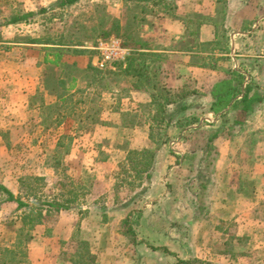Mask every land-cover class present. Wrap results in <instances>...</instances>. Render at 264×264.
I'll list each match as a JSON object with an SVG mask.
<instances>
[{"label": "crops", "instance_id": "1", "mask_svg": "<svg viewBox=\"0 0 264 264\" xmlns=\"http://www.w3.org/2000/svg\"><path fill=\"white\" fill-rule=\"evenodd\" d=\"M112 1L124 3L120 0ZM160 1L163 8L158 9L159 11H150L141 26L143 30L140 38L148 45L144 52L161 56L163 76L176 89L189 85L198 93L197 96L188 99L189 107L183 113L189 120L197 119L198 123L183 129L177 127L168 129V136L170 131L178 133L176 137L178 143L174 150L176 157H169L167 150L171 151V148L168 145L163 146L156 156L149 184L141 194L135 196L147 197L146 199L150 201L142 208L141 213H138L141 216L137 225L148 230V234L151 233L150 239H145L141 244L136 241V244L132 245L126 237L119 235L117 231L119 222L110 213H120L128 205L122 207L106 204L105 207H97L93 203L87 207L79 206L76 210L75 207L61 211L49 209L46 210L48 214L54 213L57 220L50 224L48 219H44L42 224L36 226L35 233L38 234L36 236L40 238L41 243L27 249L25 263L71 264L61 258V253L65 251L63 246L74 244L72 235L80 229L96 246L97 264H177V260L185 262L192 260L196 261V264H264V239L258 237L257 230L259 227L264 228V217H258L259 214H264V137L259 140L261 132L257 130L258 128L247 126V118L261 116L264 121V99L258 108L255 107V112L246 117L241 129L238 127L232 129L231 133L234 135H229L228 129L221 126L219 115H214L210 111L214 101L212 88L222 80H230L228 70L246 72L243 86L249 83V80L256 87L263 86L258 92L264 96V27H261L264 23L262 14L264 0H223L222 4L217 3V0ZM25 4L38 6V0H0V9L5 8L3 15L0 12V153L8 150L3 134L9 130L11 118H14L16 113L33 112L43 108L44 104L45 106L50 103L61 104L63 108L60 110L63 111H60L57 119L49 122L47 126L48 132H59L69 123L67 120L75 114V108L87 104L84 98L83 100L75 98L79 93V84L83 80L77 76L70 79L72 88L69 91L60 95L44 92L46 81L43 72L50 68L59 69L61 72L62 66H65L66 54L57 62L56 67L52 63L53 55L48 51L49 48H55L54 46L37 41L38 36L36 39L29 38L31 40H26L27 37L24 40L17 38L13 40L17 36L18 27H26L29 24L27 20L7 25L12 18L21 17L24 11L21 14L14 12L8 17L6 8L14 11L16 7L22 9ZM257 4L260 6L253 8ZM220 5L224 7V11L221 12L223 15L221 23L217 24L213 12ZM29 11H34V7ZM219 42L221 46L218 45L217 48L216 43ZM211 57L219 59L218 62L210 60ZM86 68L97 71L89 64ZM118 72L122 76L121 71ZM122 77L125 90L105 93L107 102L102 103L101 107L104 108L100 107L101 111L98 112L93 126L96 130L117 133L119 139L130 138L131 141L132 137L146 131V125L136 127L135 123L129 120L137 113L139 115L142 113L137 110L141 109V105L150 102V95L146 91L135 90L131 80ZM59 80L58 83H66ZM86 86L91 87V84L88 86L86 83ZM40 90L44 95L39 93ZM80 93L87 94L85 91ZM120 93L125 96L119 97ZM241 95L238 94L237 99ZM251 95L250 93L249 96ZM122 100L128 101L135 108L124 107L125 104L120 102ZM35 101L40 103L39 106L35 105ZM67 110L69 113H66ZM236 113L238 117L242 116L239 110ZM39 125L43 126L42 123ZM70 129L69 133L72 132ZM217 131L223 134L213 142L218 151L213 167L219 171L218 178L216 181L212 178L209 188L204 193L203 203L206 208L201 214L195 208L196 192H187L182 186L177 189L173 198L171 186L178 188L179 182L182 184L189 181L192 179L191 176L192 184L194 182L198 184L194 174L187 176L177 173L179 168L183 169L188 154L194 155V158L188 161L192 162V168L197 166L201 169L205 139L210 133ZM197 132L203 135L198 137V141L187 139L189 133L195 135ZM145 140L147 145L141 149L148 147L146 137ZM129 143H126V146H115L114 157L103 159L104 161L95 159L94 162L109 164L114 163V159L117 158L116 166H119L123 163L127 150H140L132 149ZM8 159L0 158V185L17 198L20 197L19 188L17 189L20 176L16 177L15 185L13 181L10 182L13 189L6 183V177L1 174L2 165L7 164L10 161ZM174 171L176 172L173 174ZM109 178L103 177L105 181ZM240 182H243L244 186ZM114 185L108 188L111 193L115 191ZM154 187H158L159 190H153ZM212 205L214 208H211ZM16 209V203L8 202L6 194L0 191V247L15 243L16 238L12 235L9 242H6L5 237L9 236L7 225L11 222H8L7 218L12 212H15V216H12L15 224L20 223L23 211ZM93 212L103 214L98 219L90 215ZM162 222L165 227L161 225ZM187 228L195 229L197 233L196 237L186 239L185 242L178 241L170 232L175 230V233L180 235L179 231ZM150 247L165 248L173 255L154 251ZM69 258L70 255L67 260Z\"/></svg>", "mask_w": 264, "mask_h": 264}, {"label": "rangeland", "instance_id": "2", "mask_svg": "<svg viewBox=\"0 0 264 264\" xmlns=\"http://www.w3.org/2000/svg\"><path fill=\"white\" fill-rule=\"evenodd\" d=\"M58 1L59 0H38V6L35 4L34 6H27L25 4L22 9L16 7L14 11L10 10L11 12L9 11L10 8H6L8 10V17L12 16L14 12L21 14V12L24 11V14H34L32 18L28 19L29 26L18 27V33H16L17 36L13 40L16 38L17 40H24L26 37L28 38L26 40H31L29 38L36 39L38 36L39 38L36 40L42 41L48 39L56 44L62 43L67 45L64 47V51L69 53L64 58L65 66H62L61 68L63 74L61 75L59 69L53 68L46 69L45 72H43V78L46 81L44 92L48 91L51 94L56 93L60 95L63 93L64 89H62L61 85L58 83V77L61 76L60 80L66 82L64 85L67 86L70 83V79L73 76H77V78L83 79L81 84H79V93L85 91L87 94L83 93L84 95H81L82 93H77L75 98L76 100H83L84 98L87 101V104H85V106L78 105L75 108V114L67 120L69 123L63 126V130H59L58 133L70 135L73 140L71 144H69L68 140L62 139V147L58 150H55L56 141L53 136L50 137L51 133L47 131V126L49 122L57 119V116L60 115V111H63L60 110L63 108V105L50 103L45 106L44 104V106H42L43 108L34 110L33 112L28 111L23 114L16 113L14 118H11L9 130L5 133L7 142L12 149L0 153V158L10 159L7 164L2 165L1 169L3 170L1 171V174L6 177V183L11 187H13V185L10 182L13 181L15 185L17 183L15 182L16 177L20 176L22 182L17 186V189L19 188L20 192V195L18 196H20L23 202L28 204H32L33 202H58L59 204H63L70 208L75 207V210L78 209L79 206L87 207L93 203L96 204L97 207H105L106 204L109 206L122 207L128 205L123 208L120 213H110V215H113L116 221L119 222L117 231L119 235L122 236V231L125 230L122 227V223L125 221V218L130 216L129 218H131L130 220L132 222L136 221L138 213H141L142 208H145L150 201L146 199L147 197H133L135 192L139 191L138 187L129 190L127 186L119 183V180L125 178L128 181L134 180L133 177H125V175L121 174L118 166H116V160H118L116 157L114 163L109 164H97L94 160L96 159L98 161L114 157L113 149L115 146H126L125 144L130 142L129 144L132 149H141V147H145L147 143L144 135L141 133L136 135V137H132L131 141H129L130 138L119 139L115 134L106 133L103 129L96 130V127L93 126L97 120L98 112L101 111L100 107L102 103L107 102V94L105 93L107 91H124L125 83L123 77L120 76L118 72V66L107 67L105 70H88L86 68L87 64L93 67V52L90 51L89 48L94 47L97 40L103 39L101 38L102 32H105L109 25L115 20L120 22L123 31H125L126 28H130L131 36L135 39H141L140 36L143 30L141 26L145 22V16L149 15L150 11H159L158 9H162L163 5L158 4L154 6L144 3L124 4L112 0H82L73 6L61 8L58 6ZM256 6L259 7L260 4L254 5L253 8H257ZM33 7L34 11H29ZM223 8L224 7L220 5L213 12L217 24L221 23L220 19L223 17L221 13L224 11ZM25 10L27 12H25ZM4 11L5 8L2 7L0 9L2 15ZM209 14H211V12H209ZM262 14H264V12ZM211 16H213V14H211ZM261 27H264V23ZM8 36H10V34ZM75 45H80L78 49L84 50V53H70L72 51L71 47ZM89 52H92V54H89ZM85 77L87 79H85ZM86 83L88 86L91 84V87H85ZM39 93L44 95L41 90ZM120 96H125V94L120 93L119 97ZM120 102L121 104H125L124 107L128 106V108H135V106L128 101L122 100ZM34 103L36 106H39L40 104L38 101H35ZM137 111L139 112L141 109H138ZM66 113H69L68 110ZM247 121L248 127L254 129L258 128L257 130H259L261 134H264V121L261 119V116L253 117L251 119L247 118ZM41 123L46 129L39 125ZM69 129L72 132L69 133ZM64 131L65 133H63ZM126 133L127 132H125L124 135H126ZM177 134L178 133H175V131H170V137L168 136L167 138L166 146L168 145L171 148V151L169 149L167 150L169 157H176L174 150H176L178 143L176 140V137H178ZM202 136L203 135L199 132L195 135L189 133L187 139L189 138V141H198V137ZM68 147V154H66L65 150ZM182 168L183 169L179 168L177 174L187 176L194 174L196 178L197 175L201 176L204 174L206 167L205 163H203L201 169H199V167L197 168V166L193 169L192 162H187ZM199 170H202L203 172H200ZM210 170L211 171L208 169L206 176L208 175L209 177L211 175V178L216 181L219 171L214 168H210ZM175 172L176 171H174L173 174ZM117 174V184L120 187L116 192L112 191L111 193L108 188H112L113 184H115L116 179L114 176ZM104 176L110 177L109 180L105 181L103 179ZM130 176H133V174L130 173ZM229 176L231 177L230 174ZM141 177L143 178L144 174H141ZM191 178L193 179V176H191L190 179ZM192 179L182 184L179 182L178 188L177 186H171V196L174 198L177 189L179 190L182 186L185 191L190 193L194 192L197 188L195 187L197 186V183L195 184L194 182L192 184ZM138 184V181L134 182L135 186ZM174 184L175 181H173L172 185ZM154 189L159 190L158 187H154L153 190ZM170 200L173 199L170 198ZM173 201H175V199ZM211 208H214V206L212 205ZM102 214V212H98L97 214L93 212L90 215L93 218L100 219ZM12 216H15V212H12L7 218V221L11 222L8 225H11L10 227L7 226L9 236L5 237V239H7L6 242L11 240V235L16 238L14 231L20 226L19 222L15 224V220ZM47 217L45 219H48L49 222H51L50 224H52V221L57 220V215L54 213L49 214ZM258 217H264V214L261 213ZM161 225L165 227L163 222ZM131 227L135 237L134 239L126 237L129 240V244L136 241L141 244L145 239H150L151 233L148 234V230L145 228L135 225H132ZM167 230L168 229H165V231ZM257 230L259 232L258 237L264 239V228L259 227ZM170 232L174 237L176 236L178 241L181 240L183 242H185L186 239L189 240L192 237H196L197 233L195 229L192 230L191 228L180 230V235L175 233V230H171ZM30 235L33 239H29L28 236H23L21 238V240L23 239L22 242H25L24 244H29H26L28 245V248L35 247L41 243L40 238H37L36 236L38 234L29 233V236ZM86 238L90 242L91 239L87 234ZM6 244H4V246ZM90 246L92 252L95 254L96 246H94L92 240ZM63 248L65 251L61 253V258L67 261V257L68 255L71 256L75 249V245L68 244L63 246ZM18 260L19 257H17L12 263L7 260L5 264H16ZM188 262L189 264H196L192 262V260H189ZM20 264L27 263H25L24 260Z\"/></svg>", "mask_w": 264, "mask_h": 264}, {"label": "trees", "instance_id": "3", "mask_svg": "<svg viewBox=\"0 0 264 264\" xmlns=\"http://www.w3.org/2000/svg\"><path fill=\"white\" fill-rule=\"evenodd\" d=\"M80 1L82 0H59L58 6L61 8L73 6ZM120 1L124 3H144L154 6L160 4L161 2L160 0ZM217 3L222 4L224 2L223 0H217ZM164 8L166 9V6H164ZM33 16L34 14L28 13L18 18H12L7 25H13L23 21L27 22V20ZM215 27L217 28V25H215ZM130 32V28H126L125 31H123L120 22L115 20L109 25L105 32H102L101 38H103V40H108L110 37L118 38L121 40L124 47L131 50V54L124 63L125 66L123 67L122 64H120L118 65V68L121 71L122 76L131 80L132 87L135 90H143L148 92L150 95V102L140 106L142 111L141 114L143 115H139L137 113L132 116L133 120H129V122H134L135 126L146 125V131H142L140 133H142L149 142L148 147L140 150H127L123 163L118 166L121 174L125 175V177H133L134 181H128L125 178L119 180V183L127 186L129 190L138 187L139 191L133 195V197H135L141 194L145 190L146 185L150 182L156 156L161 148L167 143L168 129L170 127L183 129L198 123L197 119L189 120L183 114L189 107L188 99L194 95L197 96L198 93L191 89L189 85H184L180 89H176L175 86L171 84L165 76H163L164 69L160 66V63L163 61L161 56L156 53L144 52L146 51V47L148 45L141 39L133 38ZM37 41L42 44L55 47L49 48L48 51L52 53V63L56 67L58 66L57 62L62 59L61 57L64 54L67 55L69 53L64 51V47L67 46L65 44H56L52 40L48 39ZM216 45L217 48H219L218 45L221 46L220 42L216 43ZM223 45H225V41ZM79 46L80 45H75L71 47L72 51L70 53H84V50L78 49ZM224 50L225 49L222 47V51ZM89 54H92V52H89ZM210 60H213L216 63L219 59H213V57H211ZM211 66L215 67V65ZM257 66H259V64H257ZM61 72L63 74V70ZM227 73L231 77L230 80H222L212 88L211 92L214 101L211 104L210 111L214 115H219L221 126L228 129L229 135H234L231 133L233 131L232 129L234 127L241 129L244 126L246 117L253 114L255 112V107L258 108L263 102L264 96H262V94L260 95L258 92V89L263 88V86L258 85L257 88L255 85L251 84L250 80L249 83L243 86L246 72L228 70ZM71 82L73 83V81ZM59 84L61 85V88L64 89L63 92L69 91L72 88L71 83L68 87L64 85L66 83L59 82ZM240 93L242 95L239 99H237V95ZM250 93L252 94L251 96H249ZM237 110L242 113L241 117H238V113H236ZM49 133H51L50 137L53 136L55 138V150L62 147V139L68 140L69 144H71L73 140L70 135H63L57 131ZM222 135V132L219 131L212 132L205 139V152L202 162L205 163L206 168L203 175H197L198 184L195 186L197 188L194 190V192H196L197 199L195 208H197L201 214L206 208L203 203V196L212 181L211 175L209 177L208 175L206 176V172L208 169L211 171L210 168L214 167L218 157V151L213 145V142ZM115 136L118 138L117 133ZM259 136L260 137L258 138L261 140L264 137V134H260ZM3 137L7 149H12L7 142L6 134H4ZM68 149L69 147L65 150L66 154H68ZM192 158H194V155L188 154L185 158V160H187L186 163L192 160ZM200 172L203 171L201 170ZM130 173H132L133 176H130ZM141 174H144L143 178L141 177ZM117 177L118 174L115 176V192L120 187L117 184ZM135 181L139 182L137 186L134 185ZM20 182H22V179L19 180V183ZM240 183L244 186L243 182ZM0 191L6 194L8 202L16 203L17 211H23V215L20 216V226L14 231L16 235L15 243L5 247H0L1 264H5L7 260L12 263L17 257H19V260L16 264H20L26 259V251L29 245L28 243H26L28 245L24 244L25 242H22L23 239L21 240V238L23 236H28L29 239H33L31 235L29 236V233H35V231H37L36 226L42 224V221L49 215L46 210L53 209L55 211H61L67 210L68 207L63 204H59L58 202H33L29 205L23 202L20 197L14 198V196L1 185ZM198 196L200 198H198ZM140 216L141 214H138L136 216L137 220L134 222H132L129 217L125 218V221L122 223V227L125 229L122 231V236L134 239L135 234H133L131 226L138 225ZM10 225L7 226L10 227ZM73 242L75 244V249L70 258L67 260L68 262L71 264H97V256L92 252L90 242L86 238V234L81 232L80 229H77L73 233ZM133 244L135 245L136 243L133 242ZM150 248L154 251H161L164 254L173 255L165 248ZM177 261V264H189V262L181 260ZM194 263L197 262L195 261Z\"/></svg>", "mask_w": 264, "mask_h": 264}, {"label": "built area", "instance_id": "4", "mask_svg": "<svg viewBox=\"0 0 264 264\" xmlns=\"http://www.w3.org/2000/svg\"><path fill=\"white\" fill-rule=\"evenodd\" d=\"M89 49L93 52L92 65L98 70L124 65L131 54V50L124 47L121 41L114 37L108 40L99 39L95 46Z\"/></svg>", "mask_w": 264, "mask_h": 264}]
</instances>
